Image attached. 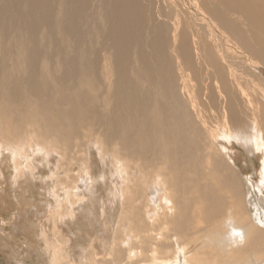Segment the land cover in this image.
Returning <instances> with one entry per match:
<instances>
[{
    "label": "bare ground",
    "instance_id": "obj_1",
    "mask_svg": "<svg viewBox=\"0 0 264 264\" xmlns=\"http://www.w3.org/2000/svg\"><path fill=\"white\" fill-rule=\"evenodd\" d=\"M0 257L264 264V0H0Z\"/></svg>",
    "mask_w": 264,
    "mask_h": 264
},
{
    "label": "rangeland",
    "instance_id": "obj_2",
    "mask_svg": "<svg viewBox=\"0 0 264 264\" xmlns=\"http://www.w3.org/2000/svg\"><path fill=\"white\" fill-rule=\"evenodd\" d=\"M86 149H87V153H89L90 149H93V151H94V146H93V147H92V146L88 147V145H87V146H86ZM100 150H101V149H99V148H96V149H95L97 155L100 154ZM81 154H82V151H79V153H77L76 156L81 155ZM101 154H103V153H101ZM103 155L106 156L107 158H110V157H111L110 152L104 153ZM254 161H255V163H256V164H255V166H256L255 169H256V171H257L258 168H259V159H255V158H254ZM238 163H239V162H238ZM238 165H241V163H239ZM77 166H79V163L75 164V168H77ZM244 174L246 175V173H244ZM244 174H243V175H244ZM49 175H50V172L46 174V177H48L49 182H51V181H50V177H49ZM245 175H244L243 177H245ZM37 182L40 183V181H39L38 178H37ZM81 205H84V204H81ZM0 259H1V257H0Z\"/></svg>",
    "mask_w": 264,
    "mask_h": 264
}]
</instances>
